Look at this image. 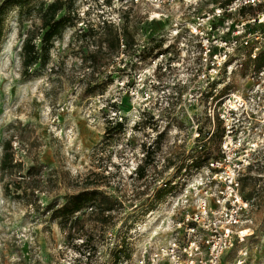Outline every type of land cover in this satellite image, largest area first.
Segmentation results:
<instances>
[{"label": "rangeland", "instance_id": "374dc122", "mask_svg": "<svg viewBox=\"0 0 264 264\" xmlns=\"http://www.w3.org/2000/svg\"><path fill=\"white\" fill-rule=\"evenodd\" d=\"M108 1L76 0L75 27L82 22L98 24L103 18L123 25L134 51H121L112 60L100 53L94 64L84 58L94 49L91 41H74L75 27H68L54 41L45 68L29 78L20 74V32L39 21L25 20L19 28L16 11L9 13L0 46V154L2 142L11 138L17 159L42 165L48 181L47 190L39 195L42 205L61 202L83 188L117 198L107 225L86 219L93 246L87 264H115L116 250L124 258L120 264H133L144 248L165 242L174 231L173 222L193 208L206 164L196 170L191 159L208 153L211 160L220 152L217 124L211 122L218 106L232 95H253L259 108L244 114L238 126L245 139L263 146L250 173L262 177L257 184L248 180L245 187V192L256 190L247 215L251 222L244 224L250 230L243 241L235 240L224 251L220 264H230L244 251L249 264L264 262V69L257 71L254 57L248 56L257 44L254 35L264 30V22L251 17L264 8L214 19L215 34L227 41L233 25L244 22L250 42L234 47L218 73L205 79L197 76L204 67L202 48L187 23L220 0H201L194 9L180 3L155 7ZM229 19L232 23L227 25ZM221 51L211 48V54ZM146 149L151 163L139 180L133 170ZM180 163L184 167L177 170ZM164 183L168 191L156 200L155 189ZM80 257L76 248L66 245L56 222L5 197L0 181V264H84Z\"/></svg>", "mask_w": 264, "mask_h": 264}, {"label": "built area", "instance_id": "2783aa9c", "mask_svg": "<svg viewBox=\"0 0 264 264\" xmlns=\"http://www.w3.org/2000/svg\"><path fill=\"white\" fill-rule=\"evenodd\" d=\"M130 4H148L155 7L172 6L178 3L194 9L201 0H124ZM261 6L264 0H220L209 10L200 12L194 20L187 23L189 33L197 36L202 48L201 60L204 67L197 75L201 78H213L230 51L240 45H248L250 38L244 34V22L231 28L229 40H222L215 34L213 21L223 14L238 15L244 8ZM264 22V11L252 21ZM229 19L226 24L229 25ZM229 27H226V30ZM257 44L251 47V56L255 57L259 47L264 48V30L254 35ZM222 48L221 52L211 54V48ZM259 103L255 96L232 95L227 97L218 108L216 115L221 120L223 135L220 142V154L204 166L200 182L194 194L193 208L185 210L181 220L173 222L172 235L162 243L144 248L134 259L133 264H220L224 251L235 240L243 241L250 228L244 226L251 222L247 216L254 204L244 199L240 191V178L250 168L255 167V155L262 149L256 141L242 136L238 121L249 112L257 111ZM264 117V110L261 112ZM199 133L195 132L194 137ZM202 169V168H201ZM182 228L183 232L178 231ZM246 251L239 252L230 264H249ZM259 264H264L260 262Z\"/></svg>", "mask_w": 264, "mask_h": 264}, {"label": "trees", "instance_id": "16d2710c", "mask_svg": "<svg viewBox=\"0 0 264 264\" xmlns=\"http://www.w3.org/2000/svg\"><path fill=\"white\" fill-rule=\"evenodd\" d=\"M105 3H109V1L105 0ZM246 9L244 8L241 12L245 13ZM12 10L16 11V21L19 28L25 20L36 18L39 21L38 24L33 21L29 27L20 32V74L23 78H29L38 70H43L48 64L54 41L61 37L68 27L77 26L78 7L76 0H0V46L6 34L7 18ZM127 38L128 35L123 25L117 27L104 18L98 24L82 22L79 27H75L73 36L74 41L77 42L91 41L94 49L85 54L84 58L94 64L97 63L100 53L107 55L108 58L106 59L112 60L121 51L128 49L134 51L132 38L129 41ZM249 55L250 52H248ZM251 60L257 71L264 69V50L258 52ZM214 121L217 124L215 135L221 139L224 132L221 120L215 115L211 120L212 124ZM111 122L109 119L105 127L107 134L110 132L109 124ZM115 125L120 127L122 123L115 122ZM208 133L209 131L206 132V134ZM210 133L213 134L214 131ZM198 147L201 149L203 143L199 144ZM219 154L218 151L214 158H217ZM150 156L151 152L146 149L142 160L134 167L133 174L136 179L140 180L146 177L147 167L151 163ZM209 157L208 153L200 160L193 157L191 165L198 170L203 164H207L210 160ZM183 167V164L180 163L177 170H181ZM250 173L249 168L240 178V191L244 199H250L256 191L255 187H252L251 190L245 192L247 181L251 180L253 184H257L262 177L258 172L256 175ZM0 181L5 197L21 202L32 211H41L43 215H46L47 220L56 222L64 234L66 245L76 248L79 254H82L78 260L85 258L84 264L88 263L90 250L93 246L90 245L86 219L91 220L95 225H107L112 217L111 212L114 211L118 203L117 198L97 188H83L66 195L61 202L50 201L42 205L39 201V195L47 190L46 185L48 183L42 174V165L36 160L26 164L17 159L12 148L11 138L4 140L1 144ZM166 185L167 183H164V186H158L155 189L154 197L156 200H161L164 197L168 191L164 188ZM75 239L80 240L78 246L74 244ZM120 251H114L113 261L115 264H120L124 259L120 255Z\"/></svg>", "mask_w": 264, "mask_h": 264}]
</instances>
